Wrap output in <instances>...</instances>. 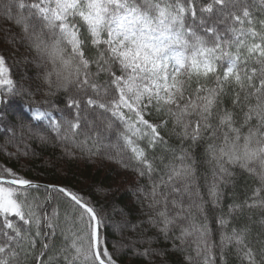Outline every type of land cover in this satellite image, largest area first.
Listing matches in <instances>:
<instances>
[{"label":"snow or ice","instance_id":"snow-or-ice-1","mask_svg":"<svg viewBox=\"0 0 264 264\" xmlns=\"http://www.w3.org/2000/svg\"><path fill=\"white\" fill-rule=\"evenodd\" d=\"M49 149L131 207L30 178ZM125 258L264 264V0H0V264Z\"/></svg>","mask_w":264,"mask_h":264},{"label":"trees","instance_id":"trees-1","mask_svg":"<svg viewBox=\"0 0 264 264\" xmlns=\"http://www.w3.org/2000/svg\"><path fill=\"white\" fill-rule=\"evenodd\" d=\"M23 171L41 183L57 184L79 191L105 207L107 201H115L121 207H131L130 201L133 196L128 184L130 174L107 160L99 158L88 160L86 157L78 160H61L59 150L54 154L49 149L31 165L30 172L28 168H24ZM98 186L107 190V201L104 195L97 192ZM108 210L110 211V208ZM125 264L135 262L125 258Z\"/></svg>","mask_w":264,"mask_h":264},{"label":"water","instance_id":"water-1","mask_svg":"<svg viewBox=\"0 0 264 264\" xmlns=\"http://www.w3.org/2000/svg\"><path fill=\"white\" fill-rule=\"evenodd\" d=\"M45 184V183H44Z\"/></svg>","mask_w":264,"mask_h":264}]
</instances>
